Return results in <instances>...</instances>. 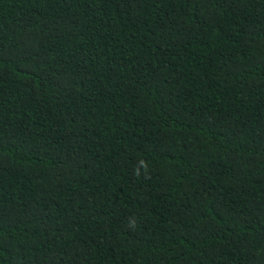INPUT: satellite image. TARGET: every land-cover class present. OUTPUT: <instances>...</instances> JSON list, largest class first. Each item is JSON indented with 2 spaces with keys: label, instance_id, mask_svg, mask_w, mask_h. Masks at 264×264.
<instances>
[{
  "label": "trees",
  "instance_id": "16d2710c",
  "mask_svg": "<svg viewBox=\"0 0 264 264\" xmlns=\"http://www.w3.org/2000/svg\"><path fill=\"white\" fill-rule=\"evenodd\" d=\"M0 264H264V0H0Z\"/></svg>",
  "mask_w": 264,
  "mask_h": 264
}]
</instances>
